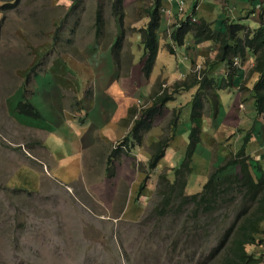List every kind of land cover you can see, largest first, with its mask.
Returning <instances> with one entry per match:
<instances>
[{"label": "rangeland", "instance_id": "374dc122", "mask_svg": "<svg viewBox=\"0 0 264 264\" xmlns=\"http://www.w3.org/2000/svg\"><path fill=\"white\" fill-rule=\"evenodd\" d=\"M100 1L102 6L98 7ZM225 1L219 2L222 14L227 12ZM148 5L147 0H140L139 6L129 12H133L135 18L137 13L143 18L149 9L146 8ZM99 8H102L104 14L102 40L107 42L115 21V16L111 14L110 0H0V264H176L168 249V239L180 229L178 218L171 213L160 225V216L155 213L160 209L158 205L163 195L164 183L161 182L160 175L168 172L173 179V173L167 170L170 165H180L178 158L184 152V144L181 140L178 144L173 140L176 147L180 148L175 151V159L172 161L168 158L171 163L162 165L163 170H159V176L153 171L149 172L153 179L148 180L141 194L140 185L142 177L144 179L148 173V160L143 163L139 158L151 153L153 140L157 136L163 139L169 130L173 134L175 117L182 110V120H191L193 100L189 99V95L186 99V94L177 96L176 105L167 102L171 107L169 110H165L163 106L162 110L166 115L163 116L162 111L153 129L145 133L139 158L131 151L127 152L134 145L122 143L126 136L112 145V151H122L124 159L132 161L131 167L135 168L136 164V170L139 167L142 171L140 176L135 173L130 177L132 188L122 182L118 195H99L95 190L97 185L91 186L90 181L97 176V180L102 179L103 172L106 175V185L113 183L114 186L115 181L119 180L116 159H113L111 167L108 163V150L89 153L80 180L67 183L63 179L69 187L47 176V170L50 171L55 162L52 152H58L57 158L61 157L58 160H64L63 172L69 171V167H65L68 162L81 161L77 160L78 156L73 157L75 154L68 139L63 137L64 132H68L64 123L68 122L74 129L81 124L83 117L86 120L80 102L82 86L87 83L84 96L91 100L93 95L90 89H93L94 83L90 81H94L95 74H98L95 78L98 80L102 73L101 68H95V65H105L107 61L102 55L103 47L100 44L97 46L91 36L97 27L96 13ZM141 18L138 23L142 26L134 27L133 18L131 15L128 17L129 22L126 20L123 27L126 40L123 38L121 49H111L110 54L115 62L122 61L125 65L121 71L117 69L115 79L120 80L130 75L131 68L127 64L142 62V30L138 29L148 28L149 22L143 24ZM167 22L162 23L164 29L159 35V49L160 46L167 48L169 44L175 48L173 42H167L172 40L168 36L170 30ZM223 22L227 26L237 24L230 19V14H227ZM173 23L170 22V25ZM260 24L261 22L259 26ZM258 27L250 28L254 31ZM137 35H140V41L136 39ZM239 35L244 36V33ZM117 39L118 37L116 42ZM114 43L113 40L112 44ZM127 44H130L131 51L134 49L133 54L126 51ZM182 53L180 51L177 57L167 54L168 63L179 64L184 60ZM252 57L255 62V57ZM93 59L98 61L94 60L91 69L87 70L84 62ZM245 60H249V55ZM165 61L161 54L158 66L155 70L154 66L153 71L157 72ZM214 62L216 58H208L206 65L216 64ZM252 67L249 63L245 66L244 74L247 73L248 78L240 89L243 97L250 92L247 84L253 82ZM207 69L206 66L199 71ZM153 71L151 74H154ZM192 73L199 75L197 71ZM201 76L205 77L204 73ZM157 84H154L149 95L137 99V107L129 112V128H133L130 125L134 118L137 115L139 118L142 111L152 105L155 99L152 94ZM28 98L45 122L15 108L17 100ZM207 109L208 107L205 108L206 111ZM207 112V120L201 124L206 131L209 129L207 122L215 114V109L210 106ZM259 124L255 122L249 130L254 136L260 134L259 129L264 127V122ZM41 125L45 127L39 128ZM242 136L243 132L235 130L224 141V145L236 143ZM208 141L206 135L205 143L195 149V154L198 150L199 156L192 161L194 168L188 177L192 190L200 188L206 176H210L227 159L219 158L216 151L212 154V144L208 147ZM172 150L170 149V156ZM186 155L187 153L183 159ZM260 156L264 159V150ZM224 172L232 171L224 169ZM224 212L225 210L221 213L217 211L215 216L223 219ZM216 228L217 226L213 231ZM207 236L208 234L203 235L204 238ZM262 238L264 240V234ZM215 241L210 234L206 244ZM247 249L256 256H264V243L249 245Z\"/></svg>", "mask_w": 264, "mask_h": 264}, {"label": "crops", "instance_id": "0c3cea01", "mask_svg": "<svg viewBox=\"0 0 264 264\" xmlns=\"http://www.w3.org/2000/svg\"><path fill=\"white\" fill-rule=\"evenodd\" d=\"M147 1L149 2V5L146 8L149 9H147L145 15L142 16L143 18L139 16V13L135 14V18L133 12L130 13L129 10L139 6L140 0H110L111 14L115 16V21L108 36V38L110 39L107 42H104L102 40V36L104 35V14L102 12V8H99L98 12L96 13V24L98 22L99 26L95 28V31L91 33V36L97 42V46L98 44H100L103 47V51L105 54L102 51V55L107 58V61L105 62V65H100L99 63L95 65V68H101L102 73L100 74L98 80L95 79L98 77V74H95L93 75L94 81H90L92 84L94 83L93 89H90L93 95V98H91V100L85 99L84 96L87 83L82 86V99L80 100V102L82 104L81 108L83 112H80H82V114L84 113L86 120H84L83 117L81 124L74 129L70 127V124L68 122L64 123V126H66L68 132L65 131L63 137L68 139L70 148L74 152L73 154H75V156L73 157L78 156L77 160L81 161L74 163L68 162L65 167H69V171L63 172L62 164L64 160H58V158H61H57L58 152L55 153L50 150V152H52V155L55 157V162L51 170H47V176L57 180L60 183L66 184V186L68 187L69 184L67 183H74L79 181L81 176H83L84 168H86V160L89 159V153L95 152V150H108V157L110 158L109 155H111L112 153L111 148L115 141L127 136L129 131L131 132L132 128H129L128 126L130 115L129 112H131V109L137 107V99L144 98L146 95H149L155 83L157 84L163 82L168 83L169 85H173L175 82L182 81L189 77V75L193 71H197L199 73V76L204 73L205 79L202 80L204 82V85H201L199 83L189 91L177 93L176 97L169 102L176 105V103H178L177 96H183L185 94L186 95L184 99H186L189 95V99L193 100L195 94L199 91V88L202 87L203 89L200 90L202 92V101L205 104V108L208 107L207 111L209 110L210 106L215 109V114H212L211 118L207 122L209 125V129L206 131L205 128L201 126V124L205 123V120H207L206 114L208 112L206 110H204L202 116L197 118L194 117L192 113V118L188 122L182 120V114L184 111L182 110L181 114L179 113V116L175 117L177 118V123L179 125L174 126V131H176V134L171 139L164 158L161 159L158 167L155 169V171L153 170L152 173H157L159 175V170H163L161 169L162 165H168L171 163V160L168 158H171L172 161L175 159V151L177 152L180 150V148L176 147L175 143L178 144L179 140H181L182 144H184V152L178 158V163H181L184 154L187 153V149L189 146V134L193 126H198L201 129L202 142L200 145L202 146V144L205 143L207 135V138L209 139V141L207 142L208 147H211L212 144V154L214 151H216L217 156L221 159L227 158L226 161L230 159L241 148L243 144H245V137L250 135V140L246 143V153L250 158H252L253 162H258L264 169V163L262 162V160L264 159H262V157L260 156L264 150V127H261L259 129L261 130L260 134L256 132L257 136H254L249 131L255 122H257L258 124L264 122V119H262L264 115H259L255 109L254 96L252 94V88L259 79V75L254 73L253 77H251L253 79V82L247 84L250 89L249 95L243 97L242 90H240L242 88V84L248 78L247 73L244 74L246 64L249 63L250 67L253 66V55L249 54V60L247 61L242 60L239 64L230 66L228 61H218L217 53L219 43L217 41L197 39L193 34H188L185 39V44L180 47L176 46L174 54L170 53L167 48L160 46L154 70L158 66L161 54L166 61L160 65L157 72L153 71L154 74H151V76L147 77L143 72L142 62L139 63L138 61H134L132 65H126L127 67L130 66L131 68L130 75L132 76L130 78H128L130 75L122 77L120 78V80L114 78L117 69L121 71V69L124 68L125 65L124 63H122V61L115 62V60L111 56L110 52L114 47L112 42L113 40H116L119 35H122V37L125 39L126 34L123 27L126 23V20L127 23L129 22L128 17L130 15L133 18L132 22L134 27L136 25L142 26L138 23L140 18L143 20V22H141L143 24H147L149 22V10L154 8L158 1ZM184 1L185 13L180 14L178 10L177 0H174L173 2L170 0H159L162 5L161 25L158 30V36L162 34L161 32L164 29L162 24L163 21H168L166 25L168 30H171V26L174 25V27H176V25H180L179 23L181 20L195 17L197 22L205 19L210 22L212 27L217 32H223L225 31V28L227 26L223 22L224 18L227 17V14H230V19L235 21V23L249 25L251 28H256L259 26V18L261 14L264 17V0H226L225 2L227 5V12L225 14H222V11L220 9V0ZM97 6H102L101 1L99 4H97ZM99 15L101 16L100 21L98 20ZM170 22L174 23L170 25ZM140 29L141 28H139L138 30ZM168 36L170 37V35ZM97 37H99L100 39H97ZM136 39L140 41V35H137ZM167 42L171 43L172 40ZM129 46L130 44L125 45V48L127 49L126 51H130L131 54L134 49L131 51V48ZM180 51H183L182 54L184 56V60L182 59L180 63L178 62L179 64L177 65L168 63L167 54L172 57H177ZM208 58H212L214 60L216 58V62H214L216 64L206 65ZM94 60L96 61L97 59H93L89 62H84V66L87 70L91 69L90 66L93 65ZM206 66L208 67L207 71H199V69L201 70V68H205ZM230 72L232 73V79L231 81H227L224 79V77ZM18 101L19 100H17V102ZM168 103L167 106L164 107L165 110L171 109ZM16 105L17 103L15 104V108ZM162 115H166V112L163 111ZM19 119L26 121L21 117ZM130 126L133 127V122ZM235 130L243 132L244 136L239 137L236 143H233L231 145H224V141L229 138L230 134L234 133ZM51 131L54 130L51 129ZM161 134L162 133H158V135ZM159 137L157 136L153 141L157 140ZM56 139L58 138L56 137ZM173 140L175 141V143L173 142ZM261 143H263V145ZM170 149H173V153L171 156ZM130 151L139 158V155L142 153V146L135 144L133 147H130V150H128L127 152ZM230 153L231 155H229ZM149 154L147 153V157H140L139 160L145 163L151 157V155ZM198 156L199 154L197 150L194 156V160H196ZM114 159H116L115 166L118 168L119 173H117V175L119 176V180L115 181L114 186H112L113 183H109V185H106L105 172H103V176H101L102 179L97 180V176V178H94L90 181L91 186L92 184L97 185L95 190L99 195H118L119 191L121 190L122 182L126 183L129 188H132L130 177L134 176L135 173L137 176H140L139 173L142 172L139 167L136 170V164L134 165L135 168H132V161H130V159L125 160L124 154L122 152L119 153L117 158ZM166 159L167 161H165ZM169 167L170 169L168 171L172 172V168L177 166L170 165ZM229 169L236 174L240 173V169L237 167L236 169H231V167ZM208 177L209 174L206 176V179L203 180L201 187L196 190L190 189L191 181H189V190L187 189V192L192 194L201 191ZM63 179L68 182H64ZM143 180L144 179L142 177V181Z\"/></svg>", "mask_w": 264, "mask_h": 264}, {"label": "trees", "instance_id": "16d2710c", "mask_svg": "<svg viewBox=\"0 0 264 264\" xmlns=\"http://www.w3.org/2000/svg\"><path fill=\"white\" fill-rule=\"evenodd\" d=\"M157 1L154 8L149 10V27L140 29L144 47L143 72L147 77L152 73L159 54L158 30L161 25L162 4L159 0ZM100 19L99 15L98 20ZM260 22V26L254 31L247 25L237 23L226 26L223 32H217L205 19L192 22L188 18L180 25L171 28L170 37L174 46L179 47L185 44L188 34H193L197 39L215 40L219 43L218 61H228L230 66L234 64L235 58L242 61L249 54L253 55L255 62L251 72L259 75L258 81L252 88L254 105L257 113L264 115L263 15L260 17ZM97 26H99L98 22ZM241 32L244 36L239 35ZM122 40V35H119L117 42L114 40L113 49L120 48ZM167 48L170 53H175L172 45L169 44ZM203 79L205 77L199 79V75L191 73L186 79L177 81L172 89L163 88L162 82L158 83L152 94L155 98L152 105L144 109L139 118L138 115L134 118V126L122 143L141 145L145 133L153 129L163 106L165 107L167 102L175 98L177 93L190 90L199 83L204 85ZM224 79L231 81L232 73H228ZM200 89L203 88H199L193 99L192 113L196 118L202 116L205 108ZM16 108L25 115L37 117L45 122L30 98L19 100ZM133 110L135 109H131V112ZM177 125L176 118L174 126ZM43 127L45 126L41 125L39 128ZM172 131V135L169 130L168 134L162 137L163 139L158 138L153 142L151 157L146 166L148 173L140 185L139 194L146 188L151 178L149 172L156 169L165 156L169 143L176 134L174 129ZM201 140V129L193 126L189 134L190 144L187 155L179 166L172 168L174 179L170 178L168 172L160 175L161 182L164 183L163 195L158 205L160 209L156 210L155 215L160 216L161 225L163 220L172 213L178 218L180 225V229L168 239L171 258H175L176 264H261L264 256H256L247 249L249 245L264 243L262 238L264 234V169L258 162H253L246 153V143L250 140V135L245 137V144L224 165L210 174L201 191L190 194L187 192L188 177L193 172L192 161L195 149L200 146ZM121 152L120 150L112 151V156L108 158L110 167L113 159L117 158ZM230 167L239 168L240 173H225L224 169ZM224 210L223 219L215 216L217 211L221 213ZM215 226L217 228L213 231ZM207 234V238H204L203 235ZM210 234L216 241L208 245L206 242ZM166 237L168 238V234Z\"/></svg>", "mask_w": 264, "mask_h": 264}, {"label": "clouds", "instance_id": "9594fccd", "mask_svg": "<svg viewBox=\"0 0 264 264\" xmlns=\"http://www.w3.org/2000/svg\"><path fill=\"white\" fill-rule=\"evenodd\" d=\"M183 1H184V0H183ZM184 2H185V1H184ZM183 13H185V10H184ZM180 14H182V13H180ZM187 19H188V18H187ZM189 19H190L192 22H197V20H196L195 17H190ZM194 19H195V20H194ZM185 20H186V19H185ZM182 21H184V20H181L180 23H181ZM180 23H179V24H180ZM170 33H171V30H170ZM175 47H176V46H175ZM235 59H236V58H235ZM235 59H234V64H239L241 60L238 59V63H235ZM201 77H202V76L200 75L199 78L201 79ZM175 83H176V82H175ZM175 83H174V84H175ZM174 84H173V85H174ZM173 85H169L168 83H163V82H162V86H163V88L172 89V86H173ZM193 88H194V87H193ZM191 89H192V88H191ZM187 91H189V90H187ZM182 92H183V91H182ZM176 95H177V94H176ZM175 97H176V96H175ZM172 100H173V99H172ZM166 105H167V104H165V106H166ZM204 110H205V108H204ZM189 144H190V142H189ZM117 146H119V144H118ZM188 147H189V146H188ZM187 150H188V149H187Z\"/></svg>", "mask_w": 264, "mask_h": 264}, {"label": "built area", "instance_id": "2783aa9c", "mask_svg": "<svg viewBox=\"0 0 264 264\" xmlns=\"http://www.w3.org/2000/svg\"><path fill=\"white\" fill-rule=\"evenodd\" d=\"M170 1L173 2L174 0H170ZM177 1H178V10L180 13H183L184 7H185V2L183 0H177ZM235 63H238V58L235 59Z\"/></svg>", "mask_w": 264, "mask_h": 264}]
</instances>
